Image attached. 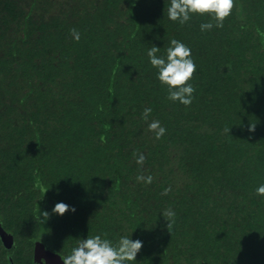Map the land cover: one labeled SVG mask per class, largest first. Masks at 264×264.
<instances>
[{
  "label": "trees",
  "instance_id": "16d2710c",
  "mask_svg": "<svg viewBox=\"0 0 264 264\" xmlns=\"http://www.w3.org/2000/svg\"><path fill=\"white\" fill-rule=\"evenodd\" d=\"M234 4L201 31L215 21H171L170 0H0V264H51L38 238L60 259L95 235L141 240L129 264H264V0ZM173 38L196 64L189 106L147 55Z\"/></svg>",
  "mask_w": 264,
  "mask_h": 264
},
{
  "label": "clouds",
  "instance_id": "9594fccd",
  "mask_svg": "<svg viewBox=\"0 0 264 264\" xmlns=\"http://www.w3.org/2000/svg\"><path fill=\"white\" fill-rule=\"evenodd\" d=\"M234 0H170L167 8V16L171 21H178L180 25L187 23L194 14L208 15L215 21L202 23L201 31H210L213 27L222 28L224 20L231 15L234 8ZM70 33L76 41L80 39V33L77 29H70ZM160 47L153 45L147 52L150 64L157 70L156 78L158 81L167 86L168 99L179 101L185 106H189L193 99L194 87L189 81L196 72V64L192 59L191 49L183 42L173 38L170 40L169 47L166 49V57L158 56ZM152 109L145 107L142 118L147 121ZM148 130L155 133V138L160 139L166 132L158 120H153L148 124ZM229 129L225 131L229 132ZM248 130L255 131V124H249ZM136 163L143 165L145 156L136 154ZM138 182L151 184L153 177H145L143 174L137 175ZM48 189L43 191V195ZM170 188L164 189L163 195H167ZM258 196H264V184L255 189ZM71 210L75 212V207H70L64 202H58L52 208V212L58 215H64ZM38 219L42 215L44 220L49 218V212H41L38 209ZM167 221V229L170 231L174 224L175 212L166 209L162 212ZM41 220V222H44ZM106 235V234H105ZM143 247V242L139 239L133 240L128 236H121L115 243L109 239H102L101 235L87 236L86 239L78 241V245L73 247L70 254L61 256L63 264H129L136 261L138 252Z\"/></svg>",
  "mask_w": 264,
  "mask_h": 264
},
{
  "label": "rangeland",
  "instance_id": "374dc122",
  "mask_svg": "<svg viewBox=\"0 0 264 264\" xmlns=\"http://www.w3.org/2000/svg\"><path fill=\"white\" fill-rule=\"evenodd\" d=\"M5 224L9 226L7 223ZM36 244H37L36 253L39 258H42L43 261L50 262L51 264H62L61 259H58L56 255H52V252L50 250L48 251L45 249L47 247L45 245L44 237L38 238Z\"/></svg>",
  "mask_w": 264,
  "mask_h": 264
},
{
  "label": "water",
  "instance_id": "95a60500",
  "mask_svg": "<svg viewBox=\"0 0 264 264\" xmlns=\"http://www.w3.org/2000/svg\"><path fill=\"white\" fill-rule=\"evenodd\" d=\"M0 231L2 232V233H4L5 231L0 227Z\"/></svg>",
  "mask_w": 264,
  "mask_h": 264
}]
</instances>
